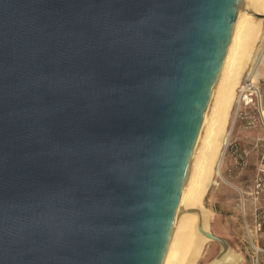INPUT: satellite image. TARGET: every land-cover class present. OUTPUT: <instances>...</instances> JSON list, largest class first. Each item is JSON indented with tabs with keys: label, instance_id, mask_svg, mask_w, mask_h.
Listing matches in <instances>:
<instances>
[{
	"label": "water",
	"instance_id": "1",
	"mask_svg": "<svg viewBox=\"0 0 264 264\" xmlns=\"http://www.w3.org/2000/svg\"><path fill=\"white\" fill-rule=\"evenodd\" d=\"M248 5L0 0V264H164Z\"/></svg>",
	"mask_w": 264,
	"mask_h": 264
},
{
	"label": "rangeland",
	"instance_id": "2",
	"mask_svg": "<svg viewBox=\"0 0 264 264\" xmlns=\"http://www.w3.org/2000/svg\"><path fill=\"white\" fill-rule=\"evenodd\" d=\"M259 7L258 13L250 15L252 19L249 20V23L252 22L254 30L245 42L246 48L244 50H246L245 54L247 53V55L244 61L241 59L240 67L236 70L233 83L230 84L231 88H229L231 94L228 95L223 111L226 114V131L229 134L225 146L229 139L236 146V153L241 154L243 160L239 161L238 159L235 162L233 155L229 152V147L224 152V146L222 155L218 158V173H213L199 201L197 211L200 215L199 219L196 220V217L191 225L181 226V233L183 229H186L187 231L184 232L190 236L189 240L193 236L196 241L201 242V248L190 264H209L220 251V246L216 242L200 240L195 228L199 220L213 235L223 239L236 256V262L225 264H255L245 232L243 214L249 223L251 205L246 192L249 191L257 162L258 148L256 144L258 139L264 135V0L261 1ZM253 55L259 57L255 65V80L253 82L257 81L255 84L259 90L260 107L258 112H250L249 114L257 118V125L255 128H245L242 121L237 120L231 130L234 95L242 79L254 65ZM259 259H263V257L260 256Z\"/></svg>",
	"mask_w": 264,
	"mask_h": 264
},
{
	"label": "bare ground",
	"instance_id": "3",
	"mask_svg": "<svg viewBox=\"0 0 264 264\" xmlns=\"http://www.w3.org/2000/svg\"><path fill=\"white\" fill-rule=\"evenodd\" d=\"M246 1L249 5L241 11L238 19L233 34L231 49L216 86L207 118L187 174L181 197L180 211L171 231L164 264H190L201 248V242L196 241L195 237L192 236L191 240H189L190 236L184 232L187 231L186 229H183L181 233V226L191 225L196 217V220L199 219L200 215L197 213L199 201L213 173H218V158L222 155V150L229 135L228 131H226V114L223 112L224 106L227 103L228 95L231 94L229 88H231L230 84L233 83L236 70L240 67L241 59L244 61L247 55V53L245 54L246 50H244L246 48L245 42L254 30L252 22L249 23V20L252 19L250 15L258 13L262 0ZM255 56H252L253 62L258 58L257 55ZM252 80H255L254 73ZM197 225L206 227L201 220L197 221L195 225L197 232ZM199 236L200 240L205 242L200 234ZM236 260V256L230 254L225 261L226 263H234Z\"/></svg>",
	"mask_w": 264,
	"mask_h": 264
},
{
	"label": "built area",
	"instance_id": "4",
	"mask_svg": "<svg viewBox=\"0 0 264 264\" xmlns=\"http://www.w3.org/2000/svg\"><path fill=\"white\" fill-rule=\"evenodd\" d=\"M258 58L242 79L240 86L237 88L234 95L231 130L237 120H241L245 128H255L257 125V118L249 113L255 111L258 112L260 107L259 90L255 82L252 80V75L255 72V65ZM256 146L258 148L257 162L249 186V191L246 192L250 199L251 220L248 223L245 214H243V218L248 244L252 252V258L255 264H264V135L258 139ZM227 147H229V152L233 155L235 162H237L238 159L239 161L243 160L242 155L236 153V146L233 145L229 139L224 152ZM260 256L263 257V259H259Z\"/></svg>",
	"mask_w": 264,
	"mask_h": 264
},
{
	"label": "crops",
	"instance_id": "5",
	"mask_svg": "<svg viewBox=\"0 0 264 264\" xmlns=\"http://www.w3.org/2000/svg\"><path fill=\"white\" fill-rule=\"evenodd\" d=\"M258 71V70H257ZM260 75V74H259ZM258 80V79H257ZM255 83L257 84V81H255Z\"/></svg>",
	"mask_w": 264,
	"mask_h": 264
}]
</instances>
